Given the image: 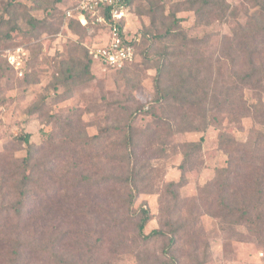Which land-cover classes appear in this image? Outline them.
I'll list each match as a JSON object with an SVG mask.
<instances>
[{
  "label": "rangeland",
  "instance_id": "374dc122",
  "mask_svg": "<svg viewBox=\"0 0 264 264\" xmlns=\"http://www.w3.org/2000/svg\"><path fill=\"white\" fill-rule=\"evenodd\" d=\"M76 1L0 0V264H12L15 248L19 264H171L168 238L140 236L127 187L102 184L126 175L122 146L134 114L142 165L134 207L152 214L144 234L175 222L170 250L179 264H264V196L256 190L264 174V35H256L264 0H132L124 26L138 55L122 68L93 60L109 28L67 19ZM15 46L26 52L22 77L6 60ZM164 61L162 86L196 79L199 105H154ZM31 149L40 168L20 205ZM231 156L238 166L244 158V173L222 193L219 171L233 168ZM181 180L175 199L167 186ZM247 206L253 222L238 211Z\"/></svg>",
  "mask_w": 264,
  "mask_h": 264
},
{
  "label": "trees",
  "instance_id": "16d2710c",
  "mask_svg": "<svg viewBox=\"0 0 264 264\" xmlns=\"http://www.w3.org/2000/svg\"><path fill=\"white\" fill-rule=\"evenodd\" d=\"M200 1L203 3L204 6L211 4V0H200ZM125 3L128 6H130L132 3V0H125ZM260 15L264 17V14H260ZM73 20L79 23L78 20L76 19H73ZM90 20H89V23H90ZM260 30L262 31L259 33H256L257 36L264 35V27L261 28ZM171 33L172 32H170L168 35L172 36ZM15 47H18V46H15ZM184 54H185L184 52L180 53L179 54L180 58H182ZM166 55L167 53L161 54L162 57H166ZM102 66L105 67L104 65ZM167 68H168V64L166 63V61L159 63L158 74L155 80L156 97L153 100L154 105L167 103L171 99L174 100L176 103L181 104L182 106L186 104L190 106L199 105L200 101L197 98V95H198L200 86L195 78H194L195 80L192 79V81L191 80L188 81V79L182 78V80L180 81L179 87L175 89H171V90H167L166 88L162 86L161 84L162 76L166 73ZM89 73H90V65L88 64L85 67L84 74H89ZM69 77H74V75H69ZM253 77H254V73L246 74L245 83L249 84V82L253 81L252 80ZM259 81L260 80L258 79V82ZM134 117H135V114L131 116L130 120L127 123L126 132L124 133V145L122 146V149L127 150V156L124 157L125 159H127V167H128L126 175L115 174V175L108 176L105 178L106 181L102 182V184H104L105 186L109 184H114V185H123L127 187L128 193L125 199V203H126L125 206L127 207L128 212H130L133 217H136L138 219L136 223V228L138 229L140 236H142L144 239H151L154 237L168 238L169 242L167 244L168 245L167 255L169 256L171 264H179L178 258L170 250L171 247L173 245H176L177 243L176 234L178 232L174 230L175 222L168 223L167 226L169 227V229H154L149 234L146 235L144 234V229L152 218L151 211L149 210V208H146L145 206H141L139 209H136L134 207L135 202L140 194L139 183L142 177V165H139L140 161H139V156L137 154L138 144L134 141V135H133V124L132 123H133ZM114 130L117 131L118 128H115ZM29 137H30L29 135H25L23 137L24 141L28 144L30 143ZM189 146L193 150H197L198 147H200L199 144H195V143H190ZM36 153L37 152L35 150L31 149L28 151L27 157L24 158V165L28 169V174L22 177L18 185V189L21 195V199L18 201V204L20 205L23 204V201H25L26 197L28 196L26 192V188L33 181L34 176L37 174V171L40 168L38 161L34 158ZM190 156H191L190 153L185 154V162L183 164L182 180L184 179V173H185L184 171L186 170L185 169L186 163L187 161H189ZM231 159H233L232 161L233 168L226 167L219 171L218 184H219V187H221L222 193L226 189H230L232 187L234 178H241L244 173L240 169L241 167L240 163L245 162L244 158L243 159L241 158V160L239 161V166H238L236 159L233 156H231ZM247 167L249 166L247 165ZM182 180L178 183L170 182L167 186V191L170 192L175 197V199L178 198V195L175 192L174 187L180 185L182 183ZM263 184H264V174L258 178V181H256V185L258 187L256 190L258 194L260 192L261 196H264V191L261 190V187ZM222 196L224 197L220 199L221 203H223V205H225V207H227L230 210L231 208L228 206L229 205L228 203L230 200L227 198L229 196L227 195H222ZM14 209L19 210L20 207H15ZM232 211H236V209ZM238 211L241 214H243L242 217H245L244 218L245 220H248L250 222L254 221L250 214L251 213L250 207L247 206L245 208L239 209ZM20 251L21 250L19 248H15V250L10 252V255H11L10 262L12 264H19V259L21 257Z\"/></svg>",
  "mask_w": 264,
  "mask_h": 264
},
{
  "label": "built area",
  "instance_id": "2783aa9c",
  "mask_svg": "<svg viewBox=\"0 0 264 264\" xmlns=\"http://www.w3.org/2000/svg\"><path fill=\"white\" fill-rule=\"evenodd\" d=\"M129 6L125 0H77L73 6L65 10L67 19L78 20L87 25L90 19L109 28V42L91 51L94 61L106 68H122L132 64L137 58V39L129 38L124 22L127 19ZM106 12V14H105ZM108 16V18H107ZM23 47H15L7 51L6 60L21 77L24 75Z\"/></svg>",
  "mask_w": 264,
  "mask_h": 264
}]
</instances>
